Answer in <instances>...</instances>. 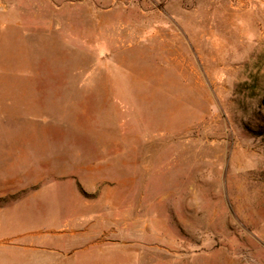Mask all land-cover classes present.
I'll use <instances>...</instances> for the list:
<instances>
[{
  "label": "rangeland",
  "instance_id": "rangeland-1",
  "mask_svg": "<svg viewBox=\"0 0 264 264\" xmlns=\"http://www.w3.org/2000/svg\"><path fill=\"white\" fill-rule=\"evenodd\" d=\"M0 264H264V0H0Z\"/></svg>",
  "mask_w": 264,
  "mask_h": 264
}]
</instances>
